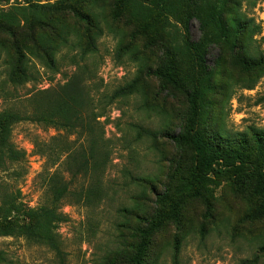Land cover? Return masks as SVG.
Returning <instances> with one entry per match:
<instances>
[{
	"label": "trees",
	"instance_id": "trees-1",
	"mask_svg": "<svg viewBox=\"0 0 264 264\" xmlns=\"http://www.w3.org/2000/svg\"><path fill=\"white\" fill-rule=\"evenodd\" d=\"M242 1L112 0L113 17L126 19L137 38L143 41L141 55L135 60L148 61L145 56L149 55L155 57V62L139 66L134 78L111 93L103 94L96 105L90 94L87 65L75 61L74 72L63 83L33 90L26 99L30 111L18 107L0 110L2 171L15 165L25 172L26 152L11 140L16 124L30 122L64 131V135L53 136L48 141L34 136L35 153L50 160V167L58 165L52 171L43 170L44 184L38 206H27L19 190L16 195L8 191L0 195V236H19L43 245L54 253L58 264H66L57 231L60 223L68 219L61 207L72 203L90 206L105 197L102 176L113 149L99 118L106 117L107 106L129 97L136 98L139 110L148 108L163 118V111L170 115L165 112L163 103L170 99L183 102L185 113L180 116L183 125L178 132L130 124L135 128L136 139L144 136L154 140L159 135L170 142L178 152L174 162L177 168L167 181L169 186L163 190L151 184L150 175L130 176L131 183L137 185L148 180L145 183L153 198L141 186L140 191L130 196L131 203L119 208L123 215L135 221L127 226L132 239L116 234L117 245L104 252L103 264H157V257L151 251L156 234L168 224L177 225L190 200L201 202L206 216H211L215 189L219 187L222 191L228 189L235 197H245L253 213L264 211V127L248 126L247 131L234 138L218 135L223 139L221 142L207 126L202 128L199 123L206 95L210 92L222 94L231 87L224 83L218 90V76L227 79L229 69L236 70V73L231 71L234 83L246 89L253 88L264 77V53L256 38L261 25L242 11ZM57 15L62 19L68 17L86 22L89 29L85 32L87 40L81 54L85 56L96 51V38L102 29L76 0L30 3L16 10L0 7V30L15 42L23 33L21 21L31 30L30 38L36 31H44L49 23L51 33L37 41L38 50L34 54L47 67L57 70L56 52L60 45L67 43L68 35L65 24L58 23ZM193 19L209 29L199 40L190 35L189 23ZM212 49L217 50V56L214 64L208 65L207 55ZM25 54L21 49L5 51L6 81L12 85L30 78L24 63ZM146 77L158 81V93L164 90L167 100L160 103L157 94L149 97L140 90ZM261 101L258 99L257 103ZM69 136L74 139L69 140ZM52 140L58 143L53 144ZM59 165L62 168L58 169ZM237 264H248V260L240 259Z\"/></svg>",
	"mask_w": 264,
	"mask_h": 264
},
{
	"label": "rangeland",
	"instance_id": "rangeland-1",
	"mask_svg": "<svg viewBox=\"0 0 264 264\" xmlns=\"http://www.w3.org/2000/svg\"><path fill=\"white\" fill-rule=\"evenodd\" d=\"M56 1L0 0V7L16 10L18 6H28L30 3L51 4ZM76 1L95 18L102 31L96 38V51L82 56L81 52L85 48L83 43L87 40L85 32L89 26L82 20L62 19L57 15L58 23H64L68 33L67 43L60 45L56 52L57 70L47 67L34 54L38 50L37 41L44 40L51 33L49 23L44 31H36L30 38L31 30L21 21L23 33L15 42L0 30V110L18 107L30 111L26 99L33 90L63 83L74 72L75 61L87 65L90 94L96 105L99 100L101 102L103 94L111 93L134 78L139 66L155 62V57L149 55L145 56L148 61L135 60L143 41L137 38L126 19L113 17L112 0ZM242 11L260 22L261 32L256 38L264 53V0H244ZM189 29L194 40H199L205 31H209L194 19L190 21ZM14 49L26 53L24 63L30 72L28 81L16 85L6 81L4 57L5 51ZM216 56L217 50H210L207 64L213 65ZM229 70L227 79L218 76V90L224 83L231 85L230 89L222 94L208 93L202 108L204 114L199 119L200 126H207L221 142L223 139L218 135L234 138L238 133L247 131L248 126L264 127V77L253 88L246 89L234 83L232 72L236 73V70ZM142 89L146 96L157 94L160 103L168 99L162 92L164 90L158 93L160 84L157 80L146 77L141 82ZM258 99L262 101L257 103ZM137 102L134 97L123 98L107 106L106 117L99 118L104 125L105 137L111 139L113 149L111 161L102 176L106 195L100 202L90 206L72 203L61 207L68 219L60 223L57 231L62 240L66 264H103L104 252L117 245L116 234L121 233L128 240L132 239L127 226L135 221L131 216L123 215L119 208L129 205L130 196L140 191L141 186L148 196L151 193L148 192L149 185L145 183L148 180L139 181L141 185H137L131 183L130 176L150 175L151 184L163 190L169 186L167 181L177 168L174 162L178 152L170 142L159 135L154 140L144 136L136 139L135 128L130 124L150 130L167 128L178 132L183 125L180 120V116L185 113L183 102L170 99L163 103L165 112L170 113L165 114L163 111L166 121L151 109L139 110ZM224 133L229 135L224 136ZM58 135H64V131L30 122H20L13 127L11 140L17 148L25 150L27 163L25 172L15 165L0 170V195L6 191L16 195L19 190L20 198L27 206H38L44 184L42 173L45 170L52 171L58 164L50 167V160L46 161L45 156L35 153L32 141L34 136L48 141ZM68 139L72 140L74 136ZM52 143L58 141L52 140ZM215 195L211 216H206L201 202L190 200L181 213L180 222L177 225L168 224L156 234L151 251L157 257V264H237L240 259H247L248 264H264V211L253 213L245 203V197H235L228 189L222 191L219 187L215 189ZM115 224L121 225L117 227ZM0 264L58 263L54 253L43 245L19 236H0Z\"/></svg>",
	"mask_w": 264,
	"mask_h": 264
}]
</instances>
